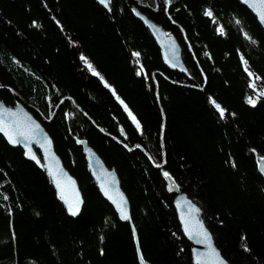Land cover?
<instances>
[{
	"label": "trees",
	"instance_id": "trees-1",
	"mask_svg": "<svg viewBox=\"0 0 264 264\" xmlns=\"http://www.w3.org/2000/svg\"><path fill=\"white\" fill-rule=\"evenodd\" d=\"M107 4L0 0V99L41 122L83 199L69 215L44 168L0 134V264H140L137 249L147 264H195L166 176L227 264H264L263 28L239 0ZM131 5L175 37L184 72ZM81 140L115 169L136 239Z\"/></svg>",
	"mask_w": 264,
	"mask_h": 264
},
{
	"label": "water",
	"instance_id": "water-1",
	"mask_svg": "<svg viewBox=\"0 0 264 264\" xmlns=\"http://www.w3.org/2000/svg\"><path fill=\"white\" fill-rule=\"evenodd\" d=\"M96 1L107 8L108 0H105V3H101L100 0ZM239 1L254 14L257 22L264 30V19L260 15V0ZM130 8L133 15L142 22L158 44L163 63L170 68L184 72L186 68L181 59L180 46L175 37L133 5ZM12 113L15 115H12ZM0 134L9 145L21 147L25 157L37 167L44 168L66 212L74 216L69 211V207L71 206L74 210L78 209L76 211L77 215L83 203L77 182L62 164L59 155L54 149L52 139L41 122L22 102L18 101L14 105H11L6 104L0 99ZM10 136L17 142L12 143L9 140ZM80 144L87 168L95 182L96 188L101 196L112 206L118 219L128 221L134 239H136L128 199L120 187L115 169L107 166L97 152L84 140H81ZM36 149L39 153H37ZM257 170L264 178L263 158H257ZM166 181L167 189L174 193L172 204L181 232L190 243L193 262L195 264H227L214 244L210 231L203 222L199 207L184 191L179 190L168 176H166ZM121 208L125 210L129 219L125 220L121 218ZM137 256L140 264H147L141 258L138 249Z\"/></svg>",
	"mask_w": 264,
	"mask_h": 264
},
{
	"label": "snow or ice",
	"instance_id": "snow-or-ice-1",
	"mask_svg": "<svg viewBox=\"0 0 264 264\" xmlns=\"http://www.w3.org/2000/svg\"><path fill=\"white\" fill-rule=\"evenodd\" d=\"M101 3H105V0H100ZM260 9H261V12H260V15H261V18L264 19V0H260V5H259ZM206 15H211L210 12H207ZM251 75V73H249ZM248 103L250 104H255V101L252 100V99H249ZM217 108L219 109V105H217ZM221 115H223V110L221 109ZM12 115H15L14 113H12ZM131 115V114H130ZM134 119V118H133ZM137 127H139V124H137ZM9 140L12 142V143H16L17 141L13 140L12 137L10 136L9 137ZM34 158V157H33ZM165 175H167V173H165ZM69 211L73 214V215H76V211H78V209L74 210L71 206L69 207ZM121 218L122 219H129V217L127 216L125 210L123 208H121ZM187 230V229H186Z\"/></svg>",
	"mask_w": 264,
	"mask_h": 264
},
{
	"label": "rangeland",
	"instance_id": "rangeland-1",
	"mask_svg": "<svg viewBox=\"0 0 264 264\" xmlns=\"http://www.w3.org/2000/svg\"><path fill=\"white\" fill-rule=\"evenodd\" d=\"M87 66L90 68L91 71L95 72V70L88 63Z\"/></svg>",
	"mask_w": 264,
	"mask_h": 264
},
{
	"label": "bare ground",
	"instance_id": "bare-ground-1",
	"mask_svg": "<svg viewBox=\"0 0 264 264\" xmlns=\"http://www.w3.org/2000/svg\"><path fill=\"white\" fill-rule=\"evenodd\" d=\"M108 166V165H107Z\"/></svg>",
	"mask_w": 264,
	"mask_h": 264
}]
</instances>
